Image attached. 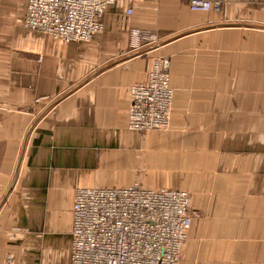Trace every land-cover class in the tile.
Segmentation results:
<instances>
[{"label":"crops","instance_id":"0c3cea01","mask_svg":"<svg viewBox=\"0 0 264 264\" xmlns=\"http://www.w3.org/2000/svg\"><path fill=\"white\" fill-rule=\"evenodd\" d=\"M117 0L66 42L0 0V264H70L75 190H185L178 264H264V0ZM131 7V13H127ZM158 43L130 51L129 30ZM170 60L168 130L128 129L129 87Z\"/></svg>","mask_w":264,"mask_h":264},{"label":"built area","instance_id":"2783aa9c","mask_svg":"<svg viewBox=\"0 0 264 264\" xmlns=\"http://www.w3.org/2000/svg\"><path fill=\"white\" fill-rule=\"evenodd\" d=\"M116 1L25 0L23 26L66 42L89 41L103 31L102 15ZM217 5L212 0H189L194 11H208ZM158 41L148 29L129 30L130 51L143 52ZM169 67V58L157 56L145 78L130 85L128 128L143 131L171 124ZM191 223L190 195L185 190L148 189L138 183L77 188L70 264H178ZM11 263L7 256L4 264Z\"/></svg>","mask_w":264,"mask_h":264},{"label":"rangeland","instance_id":"374dc122","mask_svg":"<svg viewBox=\"0 0 264 264\" xmlns=\"http://www.w3.org/2000/svg\"><path fill=\"white\" fill-rule=\"evenodd\" d=\"M171 64V63H170ZM170 68V67H169ZM148 72V71H147ZM146 76V75H145ZM169 76H170V79H171V73H170V69H169ZM145 78V77H144ZM171 86V84H170ZM172 88V87H171ZM173 90V89H172ZM172 104H173V99H172ZM171 113H172V107H171ZM170 127V125L167 127V128H164V129H152V130H143V131H138V130H134L138 133L139 137H141L140 139L141 140H145V138L143 137V134L145 135V132H149V133H156V132H162V131H166L168 130ZM130 130H133L131 128H128Z\"/></svg>","mask_w":264,"mask_h":264}]
</instances>
